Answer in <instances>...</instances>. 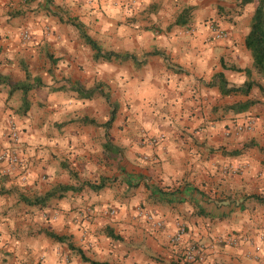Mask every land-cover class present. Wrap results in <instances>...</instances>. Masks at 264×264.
Masks as SVG:
<instances>
[{"label":"crops","instance_id":"obj_1","mask_svg":"<svg viewBox=\"0 0 264 264\" xmlns=\"http://www.w3.org/2000/svg\"><path fill=\"white\" fill-rule=\"evenodd\" d=\"M76 1L0 0V152L14 124L22 160L12 171L0 162V264H87L67 242L111 264H264V85L243 95L223 93L213 80L221 59L256 72L244 37L257 1L239 8L241 39L165 40L156 45L165 55L142 60L126 45L135 59L113 62H141V76L133 64L107 72L109 61L94 59L66 17L84 20ZM223 73L228 87L247 79ZM120 80L124 109L114 93ZM247 100L255 103L243 111L228 108ZM253 114V127L241 132L237 125ZM100 178L98 190L87 184ZM180 224L185 232L172 241ZM192 243L204 246V261L183 260Z\"/></svg>","mask_w":264,"mask_h":264},{"label":"rangeland","instance_id":"obj_2","mask_svg":"<svg viewBox=\"0 0 264 264\" xmlns=\"http://www.w3.org/2000/svg\"><path fill=\"white\" fill-rule=\"evenodd\" d=\"M239 3V0H81L76 1L75 7L80 11L82 10L84 19L82 22L86 31L98 41L103 50L123 53L127 52L125 48H128L126 47L128 45L131 46L128 49L133 48L140 51L138 54H133L138 60H142L144 56L151 52H159L156 56L165 55V49L157 50L156 48L158 42H164L165 40L197 38L198 34L205 33H207L208 38L217 39L212 35L219 30L227 34L220 39H241V28L237 26V21L239 17L241 18ZM230 4H234V6L232 7ZM187 6L191 8L188 22L184 25L175 24L176 17ZM66 17L75 18L69 17L68 14H66ZM76 19L78 18L76 17ZM146 48L149 50H145ZM226 63L234 65L228 61ZM128 64L133 63L131 61L102 63L107 72L112 71L113 67H117L118 71L123 73L129 69ZM131 67L132 70L140 73L138 76L143 74L141 62L134 63ZM250 78L264 85V79L260 74L254 72ZM110 80H103L101 84H103V94L110 96L113 100ZM59 81L55 80L54 84L57 85ZM121 81L119 82L121 83ZM36 83L42 86L44 81L36 80ZM122 86V83L119 84L114 93L117 94L116 96L119 99L123 100L122 107L124 109L128 107V103L125 99V90H121ZM257 116L259 114H253L250 115V118L246 116L244 119H251L254 124V117ZM244 130H241V132H244ZM18 131L20 136V130L18 129ZM248 140L250 139L243 141L241 147ZM9 142L12 148L11 141ZM68 257L66 256V258ZM5 260L8 261V259ZM41 260L43 258H40L39 262ZM80 261H82L81 258ZM82 263L89 264L84 261Z\"/></svg>","mask_w":264,"mask_h":264},{"label":"trees","instance_id":"obj_3","mask_svg":"<svg viewBox=\"0 0 264 264\" xmlns=\"http://www.w3.org/2000/svg\"><path fill=\"white\" fill-rule=\"evenodd\" d=\"M254 0H239V7L244 6L247 3L253 2ZM256 6L253 10V13L250 17L249 21V27L248 31L244 37V46L247 50L251 53L252 56V68L261 74V76L264 79V0H256ZM191 8L189 6L184 7L182 11L178 14L175 20V24L177 25H184L188 22L189 14H190ZM69 22L78 30V33L80 37L84 40V42L89 45V47L93 51V57L96 60H104V61H114V60H127V59H135V56L130 53H120L112 50H103V48L100 46L98 41L94 39L85 29L84 24L79 21L76 18H73L72 20L69 19ZM159 52H151L147 55H156ZM221 72H217L213 75V80H218L219 82V88L223 93H230V92H239L243 95H247L253 86H258L260 89H262V86L260 83L255 82L253 79L250 78L251 76V69L250 68H240L236 67L234 65H228L224 62L223 59L220 60ZM225 71H236V72H244L247 76V79L241 84V86H227V81L224 77ZM83 91V90H82ZM95 91V88H90L88 90L83 91L82 94H84V97H90L92 93ZM105 98L107 101H109L108 96L105 95ZM253 103H255L254 100H247L244 102H237L235 104L230 105L228 108L233 111H243L247 109L249 106H251ZM115 109L113 108L111 110V114L106 122V125H108L113 119H114ZM85 121H90L87 118H84ZM251 143H246L243 148L251 147ZM108 147V144H107ZM234 150L233 154H239L242 153V150ZM261 152H264V147L259 148ZM91 186L92 189L98 190L102 188L105 185L104 178H100L98 184L93 183H87ZM70 186L64 185L61 187V190H68L70 189ZM55 192H48L46 193L41 200H46L47 198L54 195ZM257 197V196H253ZM39 199V200H40ZM39 200H36L34 203H38ZM31 203L33 201H30ZM47 236L52 238L53 240L57 242H67L68 237L65 235H59L54 232L47 231ZM67 245L70 249L76 250L79 254L80 258L84 262H88L89 264H111L108 262H99L92 260L84 255V253L81 251V249L75 247L71 242H67ZM118 264V263H115Z\"/></svg>","mask_w":264,"mask_h":264},{"label":"built area","instance_id":"obj_4","mask_svg":"<svg viewBox=\"0 0 264 264\" xmlns=\"http://www.w3.org/2000/svg\"><path fill=\"white\" fill-rule=\"evenodd\" d=\"M226 35H227L226 32L219 30V31L214 32L212 36L214 38L220 39V38L225 37ZM22 37L24 39L29 38V34L27 30L22 32ZM252 127H253V122L251 119L246 120L245 122H242L241 124L237 125V128L240 131L243 129L250 130ZM8 137H9V141H11L12 148L10 147L8 150L6 151L4 150L0 152V162H5L7 164L6 165L7 170L12 171L13 169L19 168L21 166V159L18 153L16 152V148H15L20 142L19 140L20 136H19L18 128L14 124L10 125ZM143 141H146L147 143H150V144L151 143L154 144L157 142V138L145 137ZM111 212H113V210ZM155 224L157 227L160 228L162 226V221L156 220ZM184 232H185V227L182 224H180L177 232L172 237V241H175V242L180 241ZM227 239H228L227 240L228 243H232V244L238 241L237 236L229 237ZM218 242L219 241H217V243ZM183 256H184L183 260L187 263L202 262L205 259L204 246L199 243L189 244L184 250Z\"/></svg>","mask_w":264,"mask_h":264}]
</instances>
